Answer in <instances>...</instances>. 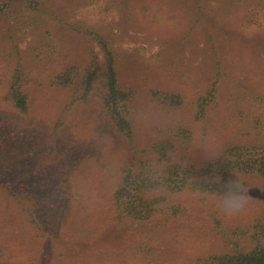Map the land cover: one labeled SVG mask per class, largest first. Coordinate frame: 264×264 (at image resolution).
<instances>
[{
	"label": "rangeland",
	"instance_id": "rangeland-1",
	"mask_svg": "<svg viewBox=\"0 0 264 264\" xmlns=\"http://www.w3.org/2000/svg\"><path fill=\"white\" fill-rule=\"evenodd\" d=\"M39 2L0 13V264H200L264 244V207L225 218L217 195L163 192V211L140 221L113 202L122 166L160 138L189 132L178 148L197 165L264 144V0ZM103 42L132 93L131 138L105 115L102 81L80 102L57 84L102 66ZM213 83L217 99L195 120Z\"/></svg>",
	"mask_w": 264,
	"mask_h": 264
},
{
	"label": "trees",
	"instance_id": "trees-1",
	"mask_svg": "<svg viewBox=\"0 0 264 264\" xmlns=\"http://www.w3.org/2000/svg\"><path fill=\"white\" fill-rule=\"evenodd\" d=\"M15 1L22 2L27 8L37 10L40 0H0V13L10 7ZM104 63L95 62L80 76L74 77L61 74L57 84L77 87L74 101H83L92 90L94 81H102L100 99L105 115L110 119L117 132L127 138L133 134L129 120V107L132 93L124 90L120 84L115 67V58L107 44L102 43ZM96 60V57L94 58ZM75 81H81L76 84ZM79 83V82H78ZM78 85V86H77ZM205 101L198 103L195 120L204 115V106L217 99V86L213 83ZM165 102L172 106L181 104L177 96H165ZM22 112L27 111L26 96L19 95L14 103ZM174 137H164L151 143L146 153L137 157L135 154L121 168V181L113 191V202L117 214L126 215L133 220L145 221L158 212H162L161 204L165 198L163 192L178 193L184 190L203 195L221 193L223 183L233 174L245 173L248 176L264 178V144L253 146L229 145L219 153L201 164L187 160L185 153L179 150V145L187 143L190 134L186 130L174 134ZM180 138L181 142L177 143ZM261 200H264V189H261ZM173 214H176L173 211ZM250 239L251 247L244 248L237 242L230 252L213 254L201 260L200 264H264V244L259 240Z\"/></svg>",
	"mask_w": 264,
	"mask_h": 264
},
{
	"label": "clouds",
	"instance_id": "clouds-1",
	"mask_svg": "<svg viewBox=\"0 0 264 264\" xmlns=\"http://www.w3.org/2000/svg\"><path fill=\"white\" fill-rule=\"evenodd\" d=\"M257 184L258 188L251 187ZM264 189V178H252L245 173L233 174L223 183L221 193L216 196L218 212L225 218L243 215L248 209L264 207V200L253 202L252 193Z\"/></svg>",
	"mask_w": 264,
	"mask_h": 264
}]
</instances>
